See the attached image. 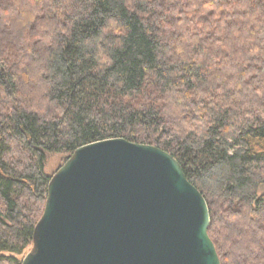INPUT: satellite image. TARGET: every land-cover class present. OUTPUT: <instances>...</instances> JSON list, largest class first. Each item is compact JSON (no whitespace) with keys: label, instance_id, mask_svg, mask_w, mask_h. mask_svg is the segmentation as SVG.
<instances>
[{"label":"trees","instance_id":"obj_1","mask_svg":"<svg viewBox=\"0 0 264 264\" xmlns=\"http://www.w3.org/2000/svg\"><path fill=\"white\" fill-rule=\"evenodd\" d=\"M173 157L220 264H264V0H0V264H21L51 155Z\"/></svg>","mask_w":264,"mask_h":264},{"label":"water","instance_id":"obj_2","mask_svg":"<svg viewBox=\"0 0 264 264\" xmlns=\"http://www.w3.org/2000/svg\"><path fill=\"white\" fill-rule=\"evenodd\" d=\"M209 223L205 199L168 153L104 140L50 177L21 264H220Z\"/></svg>","mask_w":264,"mask_h":264},{"label":"rangeland","instance_id":"obj_3","mask_svg":"<svg viewBox=\"0 0 264 264\" xmlns=\"http://www.w3.org/2000/svg\"><path fill=\"white\" fill-rule=\"evenodd\" d=\"M65 160V155H51L45 165L46 174L52 176L64 164ZM262 193H264V186L261 188L259 194Z\"/></svg>","mask_w":264,"mask_h":264}]
</instances>
